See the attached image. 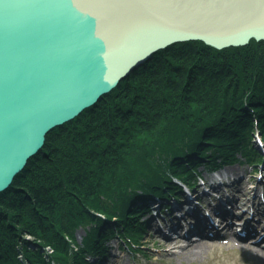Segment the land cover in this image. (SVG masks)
Wrapping results in <instances>:
<instances>
[{"label": "trees", "instance_id": "1", "mask_svg": "<svg viewBox=\"0 0 264 264\" xmlns=\"http://www.w3.org/2000/svg\"><path fill=\"white\" fill-rule=\"evenodd\" d=\"M257 136L264 145V42L169 46L51 131L0 193V264H96L114 236L145 256L150 203L179 198L174 179L194 187L200 166L257 170Z\"/></svg>", "mask_w": 264, "mask_h": 264}, {"label": "water", "instance_id": "2", "mask_svg": "<svg viewBox=\"0 0 264 264\" xmlns=\"http://www.w3.org/2000/svg\"><path fill=\"white\" fill-rule=\"evenodd\" d=\"M235 1L248 20L241 34L167 29L153 18L146 21L153 34L161 30L123 49L109 46L95 15L76 0H0V193L51 131L94 107L157 52L191 41L216 50L264 41V19L259 23L252 5Z\"/></svg>", "mask_w": 264, "mask_h": 264}, {"label": "bare ground", "instance_id": "3", "mask_svg": "<svg viewBox=\"0 0 264 264\" xmlns=\"http://www.w3.org/2000/svg\"><path fill=\"white\" fill-rule=\"evenodd\" d=\"M82 6V8L87 9L92 12L97 18L102 37L107 40L111 48L116 46L123 47L125 42L129 47L131 45H143L144 42L149 41L157 33L156 30L153 34L152 29H142L138 32L135 31L131 39L125 40L123 35L132 30H136L138 25L147 24V19H156L157 23L165 24V28H190L198 32L210 33L219 37H224L227 35L241 34L246 29L248 20L246 19V10L244 7H240L235 0H76ZM245 4H250L254 7L255 13L259 15V23L263 22L264 19V0H244ZM260 12V14L258 13ZM148 25V24H147ZM154 25H152L153 27ZM150 30V31H149ZM124 39V42L122 41ZM198 42V41H191ZM200 42V41H199ZM256 42H264L258 40ZM203 43V42H202ZM131 74V73H130ZM128 77V76H127ZM126 77V78H127ZM72 122V121H70ZM40 153V152H39ZM38 153V154H39ZM37 154V155H38ZM33 159V158H32ZM31 159V160H32ZM30 160V161H31ZM29 161V162H30ZM227 167L219 174L221 178L230 175V171H226ZM20 174V173H19ZM244 175V174H243ZM241 175V188L238 187L241 192V196L238 199H233L231 203L232 210H226L225 208L218 207L216 211L221 213L224 217L222 225L223 229L211 222V218L214 213V209H208L204 212V220L201 221L199 226L195 229H209L215 230L217 237L210 239L215 242H211L210 245L213 247H218L219 241L222 243L229 244L235 241L242 243L244 241L243 237L232 233L233 222L235 223L239 211L245 207L246 211L243 213L245 219V225L249 219V216H253L255 211L250 207V203H243V190L247 186V181L243 179ZM18 176V175H17ZM16 176V177H17ZM218 178L217 176H215ZM236 178V177H235ZM239 179V178H236ZM214 180V179H212ZM240 180V179H239ZM14 182V180H13ZM12 182V184H13ZM11 184V185H12ZM10 185V186H11ZM10 188V187H9ZM8 190V189H7ZM214 192V190H211ZM246 204V205H245ZM190 205V203H189ZM237 209V210H236ZM246 213V215H245ZM210 221H209V220ZM239 221V220H238ZM236 222L235 224H239ZM214 226L213 229H211ZM158 228V224H155ZM162 227V226H161ZM163 230H170L174 233L175 231L183 232L190 231L189 225L184 227L182 222L175 224L164 223L162 227ZM246 230V228H244ZM257 236V235H256ZM264 232L262 236L258 237V240L263 241ZM199 237L194 242L184 236L176 235L174 238H165L166 242L162 243V246L168 247L172 250V253L176 255H181L183 258L191 259L196 256H200L209 247L206 241H203ZM184 242L181 245V242ZM243 248L249 250L253 255V258L258 261L257 264H264V247L256 244L253 247H248L242 243ZM49 247L47 250L49 251ZM46 250V251H47ZM51 250V249H50ZM47 251V252H48ZM52 252V250H51ZM50 252V253H51ZM49 253V252H48Z\"/></svg>", "mask_w": 264, "mask_h": 264}, {"label": "rangeland", "instance_id": "4", "mask_svg": "<svg viewBox=\"0 0 264 264\" xmlns=\"http://www.w3.org/2000/svg\"><path fill=\"white\" fill-rule=\"evenodd\" d=\"M147 23V22H146ZM148 24V25H147ZM143 23L138 25L136 30H132V32H128L127 34L123 35V38L125 40L131 39L135 31H139L142 29H151L152 25L151 23ZM254 40L251 39L250 42ZM256 41V40H254ZM245 47V46H244ZM235 48V47H230ZM229 49V48H226ZM223 49V50H226ZM221 51V50H220ZM150 60V59H149ZM143 65V64H142ZM141 66V65H140ZM138 68V67H137ZM254 146L258 147L257 138L253 142ZM260 145V144H259ZM261 149L263 150V146H261ZM264 151V150H263ZM264 154V152H263ZM239 159H241L244 162V159L239 156ZM226 171H230V175H227L228 178L223 177L222 180H231L232 178H239V182L233 184V186L227 187V194H224L222 188H219L220 194L228 195L233 197V199H238V196H241L242 190H239V193L237 192L238 187L241 188V175H243V179L245 178V182L247 181V186L243 190V203L244 202H252L250 207L255 211L254 214V221L251 224L253 227L257 226V234L264 232V170L263 167L255 168L249 167L247 163L243 164H236L232 166H228ZM225 168H222L221 171L217 172V175H219ZM198 171L200 172V175L205 177H210L207 172H205V169L203 166L198 167ZM263 174V177L261 178L258 174ZM220 177V176H219ZM212 178V177H210ZM209 178V179H210ZM259 178V179H258ZM212 180V179H211ZM212 193V192H211ZM214 195L216 194L213 192ZM214 196L209 195L203 198L205 202H209L210 199ZM233 201V200H232ZM216 202V201H215ZM237 210V209H236ZM242 214V213H241ZM240 214V215H241ZM246 215V213H245ZM166 218H169L168 215L164 216ZM245 217V216H244ZM144 220V218H142ZM161 216H153L152 223L156 224L159 221H161ZM185 226H188V222L183 220L181 221ZM217 222V221H216ZM237 222V221H236ZM218 223V227L220 230H222V224L220 222ZM164 224V223H162ZM233 228L232 233L237 234V225L233 223L231 226ZM85 235L84 230H79L76 233L77 240L80 243L82 237ZM192 236H196L191 234L188 238L190 239ZM249 239V238H248ZM244 240L242 243L245 244L248 247H253L256 244H253V241ZM203 241H206L209 245L206 246V250L200 255L196 256L191 259L183 258L181 255H176L172 253L171 249H168V247L162 246V243L166 242L167 240L158 237L155 233L152 232V230H149L148 232H145L140 244V250L143 251L145 257L141 256V254H137V252H119L118 246L122 245L119 238L114 236L113 238L109 239L105 245L107 247H111L110 251H108L109 256L106 260L98 264H257L258 261L253 258V255L249 252V250L243 248L241 245L242 243H239L235 241L234 243L225 244L222 243V240H218L220 243L218 244V247H213L211 242H215L214 240L210 239H202ZM190 242H194V238ZM181 245L184 244L182 241L180 243ZM261 246V245H260ZM262 247V246H261Z\"/></svg>", "mask_w": 264, "mask_h": 264}, {"label": "built area", "instance_id": "5", "mask_svg": "<svg viewBox=\"0 0 264 264\" xmlns=\"http://www.w3.org/2000/svg\"><path fill=\"white\" fill-rule=\"evenodd\" d=\"M49 252H51V250L49 249Z\"/></svg>", "mask_w": 264, "mask_h": 264}]
</instances>
